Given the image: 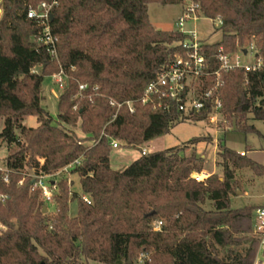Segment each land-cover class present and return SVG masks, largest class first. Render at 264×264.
I'll use <instances>...</instances> for the list:
<instances>
[{"label": "trees", "instance_id": "obj_1", "mask_svg": "<svg viewBox=\"0 0 264 264\" xmlns=\"http://www.w3.org/2000/svg\"><path fill=\"white\" fill-rule=\"evenodd\" d=\"M51 1L1 5L0 141L8 156L0 169V264H264V249L258 261L262 239L254 232L264 204L231 206L241 189L236 171L264 177V165L229 148L225 137L218 141L221 174L203 181L192 174L204 172V160L195 151L182 155L180 146L145 155L140 149L127 168L111 167L113 140L140 148L180 123L208 121V108L185 117L141 102L146 87L183 54L187 38L180 30L156 29L149 5L184 6V0H57L50 24L58 60L38 43L41 28L27 15ZM189 1L204 17L223 22L216 28L221 41L201 48L207 57L255 45L263 69L224 72L221 111L225 132L259 134L249 121H264V0ZM61 70L69 80L55 121L42 107V90L45 77ZM111 99L132 101L133 112L127 105L117 111ZM28 117L38 125L25 127ZM212 141L205 135L188 144ZM77 160L68 173L79 177L82 193L61 173L51 212L28 169L56 175ZM159 221L164 224L156 230Z\"/></svg>", "mask_w": 264, "mask_h": 264}, {"label": "built area", "instance_id": "obj_2", "mask_svg": "<svg viewBox=\"0 0 264 264\" xmlns=\"http://www.w3.org/2000/svg\"><path fill=\"white\" fill-rule=\"evenodd\" d=\"M57 5V0H52L50 3L42 2L36 9L31 8L27 13L28 18L34 20L41 28L38 43L47 48L51 57L56 60H58V38L52 33L50 23L52 12ZM201 16L203 15L198 4L189 0L184 4L183 14L178 21V30L187 36L181 44L184 52L176 55L162 70L158 78L146 87L141 102L143 105L161 108L167 113L176 110L185 117H192L208 108L210 110L208 121L216 122V124L222 121L223 124H226L221 111L223 107L222 74L237 70H242L246 74L258 72L263 69V62L259 58L254 44L248 48H238L235 52H221L211 58L207 57L201 50L204 43L197 38L196 33L187 34L183 31L186 22L197 20ZM212 21L219 26L223 24L221 18ZM53 78L63 89L67 86L69 78L65 71L61 70L53 75ZM86 88L87 85H80V91ZM111 105L116 107L117 111L124 105L128 106L130 112L134 110L132 101L119 103L111 99ZM228 128L230 129V127ZM111 146L113 149H117L120 147V142L113 140ZM142 153L145 155L148 152L143 149ZM241 156H245V153H241ZM79 162L80 160L75 161L56 175H30L33 178L34 187L42 191L43 200L47 206L54 202V195L57 192V177L63 172L68 173ZM83 200L91 204L88 196L84 195ZM163 224L162 221H159L154 224V228L160 230ZM254 232L262 239L260 250L264 249V207L256 211Z\"/></svg>", "mask_w": 264, "mask_h": 264}, {"label": "rangeland", "instance_id": "obj_3", "mask_svg": "<svg viewBox=\"0 0 264 264\" xmlns=\"http://www.w3.org/2000/svg\"><path fill=\"white\" fill-rule=\"evenodd\" d=\"M188 0H184V4ZM2 4H0L1 7ZM183 14L182 5H163V4H150L148 15L153 26L158 30L173 31L178 30V21ZM219 25L212 20L201 16L197 20H190L185 23L183 31L187 34L195 32L197 38L206 44H216L221 41L222 32L216 31ZM37 72H41L40 68L36 69ZM63 92V88L56 83L53 76H47L43 82L42 90V107L55 119L58 115V99ZM249 123L254 125L259 134L253 133L245 135L240 131H231L229 128L225 132L223 128V122L216 124L207 122H183L171 130L167 135L158 137L151 142L141 146L140 148H127L123 143H120V147L113 149L111 154V167L115 170H123L127 168L131 163L137 160L141 156L140 149H146L148 153H154L162 151L172 147L180 146L183 148L182 155L190 157L194 151L196 156L204 160V172L201 174L193 173L194 179L203 181L208 177L205 172L210 175L218 173L221 174L220 168L216 167L218 159V141L225 137L226 144L229 148L238 151L239 153L247 150L248 157L264 165V121L250 120ZM23 125L25 127H36L38 125L36 117H28L24 120ZM4 126L3 119H0V132ZM74 134L83 139L84 134L79 128L71 129ZM210 135L213 139L211 143L202 142L196 146L188 144L189 141L196 137ZM8 156V150L4 144L0 141V169L5 168L6 158ZM29 174H33V170L28 169ZM65 177L69 183H72V191L76 193H82L81 184L77 175H71L64 172ZM62 174V175H63ZM58 179V178H57ZM236 179L240 181L241 189L237 190V196L231 199L232 208H241L245 205H263L260 196L264 194V177L256 176L250 169H242L236 171ZM244 191L246 195H244ZM52 211L54 207L52 204L48 206ZM209 209V204L206 205ZM77 210L76 202L70 205V215L75 216ZM0 225V229L2 230ZM263 260V249L260 250L258 255V261ZM90 264H101L91 262ZM258 264V263H257Z\"/></svg>", "mask_w": 264, "mask_h": 264}, {"label": "crops", "instance_id": "obj_4", "mask_svg": "<svg viewBox=\"0 0 264 264\" xmlns=\"http://www.w3.org/2000/svg\"><path fill=\"white\" fill-rule=\"evenodd\" d=\"M237 152H238V151H237ZM241 153H246V155L248 156V154H247V150L240 152V154H241ZM198 157H199V156H198ZM216 167H217V165H216ZM205 173L207 174V175H205V177H206V176H207V177L210 176V173H208V172H205ZM243 194L246 195V192L244 191ZM235 196H237V195H235ZM235 196H232V198H234ZM232 198H231V199H232ZM260 198H261L262 204H264V194L261 195ZM248 205H252V204H248ZM245 206H247V205H245ZM259 261H261V260L259 259Z\"/></svg>", "mask_w": 264, "mask_h": 264}, {"label": "water", "instance_id": "obj_5", "mask_svg": "<svg viewBox=\"0 0 264 264\" xmlns=\"http://www.w3.org/2000/svg\"><path fill=\"white\" fill-rule=\"evenodd\" d=\"M0 4H2V0H0ZM2 14H3V10H2V8L0 7V19H1ZM52 19H53V17H52ZM244 53H246V51H244ZM47 212H48L47 207H45V208H44V213H47Z\"/></svg>", "mask_w": 264, "mask_h": 264}]
</instances>
